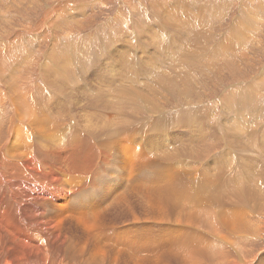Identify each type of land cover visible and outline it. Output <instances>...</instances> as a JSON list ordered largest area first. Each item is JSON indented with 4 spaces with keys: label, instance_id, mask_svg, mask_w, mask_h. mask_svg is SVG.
Listing matches in <instances>:
<instances>
[{
    "label": "rangeland",
    "instance_id": "1",
    "mask_svg": "<svg viewBox=\"0 0 264 264\" xmlns=\"http://www.w3.org/2000/svg\"><path fill=\"white\" fill-rule=\"evenodd\" d=\"M162 19L165 21L162 22ZM4 45L11 50H7ZM0 53V60L2 58L8 62L5 66L0 65L3 66L0 67V88L5 92L10 87L7 85L11 84V89L16 92L13 97L16 104L21 105L27 100L23 98L27 93L31 102L38 101L40 107L49 112L52 120L48 127L58 130L62 135L67 129L73 128L69 130L70 133L66 131L68 133L63 135L60 146L64 138L75 137L74 132L77 131V135L80 133L83 136L71 138L94 145L97 153L100 150L97 162L103 160L93 164L91 176L81 183L84 192L80 190L82 192L79 196H82L79 198L72 195L71 203L79 206L86 200L87 205L80 207L97 204L99 201L102 204L103 201L107 202L104 205L110 202L116 205L128 199L132 208L136 198L143 200L144 208L136 212L133 207V212L128 211L129 222L126 225L130 227H126L124 220L118 225L126 228L128 233L132 231L128 246L144 252L134 254L111 244L106 246L127 256L151 258L156 252L151 250L162 249L164 245L138 247L134 241L140 237L155 238V235L159 238L167 235L162 239L165 240L177 232L176 235L181 239L167 241L165 247L186 244V238L192 243L202 241L206 249L212 248L213 252L223 253L231 261L239 260L241 254L248 264H264V0H0ZM106 58L114 61V69L120 68L117 70L120 73L114 69L111 71V67L105 65ZM127 60L135 62L136 73L138 70L141 73H134V64L128 67ZM109 73L113 76H109ZM66 75L71 76L66 78ZM135 90L142 96L137 95ZM18 91L23 92L21 99L17 96L20 93ZM28 93L34 97L28 96ZM120 101L124 105L118 103ZM130 102H134V105ZM9 104L8 99L3 103V137L7 135L8 138V123L12 113ZM138 104H142V107ZM121 106L125 110H119ZM24 115V111L18 110V118ZM61 118L67 121L62 122ZM55 119H58L56 122L59 126H55ZM127 121L136 124L133 126L130 123L132 127ZM191 123L196 128L200 123L203 124L205 130L202 137L198 133L199 129L196 130ZM38 124L40 126L41 123ZM43 127L47 133L50 132L47 125L42 124L41 130H36L39 136L42 134L40 137H43ZM115 127L122 129L121 132L126 131L107 140V130H115ZM241 131L245 132V138L241 136ZM123 149L134 161L130 165L126 163L128 155ZM164 162L168 164L165 166ZM251 162L253 172L247 169ZM125 169L129 172V181L125 177ZM236 175L244 177L246 182L228 186L229 180L235 179ZM205 182L214 184V194L219 196L217 207L224 210V213L228 210L224 216L225 221L221 222V228L218 229V233L222 234L210 228L213 212L206 217L197 211L191 221L186 213L184 215L189 220L180 217L177 211L174 216L173 209H169L161 213V216H169V221H162L158 213L161 209L159 205L160 202L167 204L162 194L193 200L201 195L202 184ZM111 185L115 190L109 196ZM252 187L262 195L253 194L256 200L250 201L254 204L249 202L245 206L249 214L246 220L249 228L241 225L234 232L231 231L233 235L228 229L225 233L222 226L227 225L229 217L236 210L240 212V207L244 208L246 191ZM123 194L125 198L128 197L125 199ZM61 205L58 202L54 208L63 213ZM254 205L261 208L259 213H252ZM115 211L110 214L121 212L116 214ZM137 216L139 219H136ZM173 217H179V221L182 219L179 230L178 224L173 223ZM199 246L201 244L157 252L189 251Z\"/></svg>",
    "mask_w": 264,
    "mask_h": 264
},
{
    "label": "bare ground",
    "instance_id": "2",
    "mask_svg": "<svg viewBox=\"0 0 264 264\" xmlns=\"http://www.w3.org/2000/svg\"><path fill=\"white\" fill-rule=\"evenodd\" d=\"M160 17H162V16H160ZM165 17H166V15H165ZM164 21L165 20H163L162 22H164ZM240 44H242V43H240ZM12 45L14 47V44H12ZM4 46H6V45H4ZM10 46L8 45V47H10ZM17 46H18V44H17ZM6 48H7V46H6ZM7 50H11V49L7 48ZM13 51H12V53H13ZM15 51L17 52V50H15ZM9 52H11V51H9ZM66 54H67V51H66ZM12 55L14 57V54H12ZM9 56H11V55H9ZM9 58H7V59H9ZM10 59H12V58H10ZM107 59L108 58H106V60ZM69 60H71V59H69ZM80 61L82 62V60H80ZM92 61H94V60H92ZM56 62H58V61H56ZM78 62H79V60H78ZM101 62L104 63V60H102ZM113 62L107 60L106 64L105 63L104 64L106 66H108V67H111V71H113L112 69H114V66H115L114 65L115 63H113ZM66 63H68V62H66ZM1 64L5 66V64H8V62H7L6 59L2 60V58H1L0 65ZM54 64H55V61H54ZM81 64L82 63H80L79 66H81ZM84 64H85V66H87V63H84ZM127 64H128V67H129V65L134 64L133 67H132V70H133L134 73H136V71H135L136 63L135 62H129L127 60ZM122 66L123 65H121V67ZM0 67L3 68V66H0ZM27 68H28V66H27ZM41 68H40V72H41ZM85 68H87V67H85ZM46 69H47V67H46ZM118 69H120V68H118ZM107 70H109V69H107ZM117 70H115V71H117ZM115 71H114V73H115ZM72 72H73V70H72ZM117 72L120 73V71H117ZM128 72L129 71H127V73ZM138 72H140V71L138 70ZM138 72L136 74H138ZM110 74L111 73H109V76H110ZM130 74L131 73H129V75ZM111 75L113 76V74H111ZM159 75H160V73H159ZM177 75H178V72H177ZM68 76H71V75H66V78ZM114 76H115V74H114ZM137 76H140V74L137 75ZM161 76H163V75H161ZM1 77H6V75L5 76H1ZM12 77H13V75H12ZM104 78H106V77H104ZM109 79H110V77H109ZM103 81H104V79H103ZM1 82H2V80L0 81V83ZM104 82H106V81H104ZM14 83H15V81H14ZM166 83H167V81H166ZM7 86H10V87H9V90L7 89V91H5V92L0 88V97H1V99H0V264H248V262H246V260H244L242 258L241 254L240 255L237 254V255H239V260H236V259L233 258L234 261H231V260H229L230 257L229 258L227 257V259H226V255L223 254V253L220 254V253L213 252L212 248L210 250L208 248L206 249L205 246L202 245V241L192 243L191 241H187V239L184 238L186 244H183L181 246H175V247H173V246L172 247H165L167 241L169 242V241H173L174 239H177V240L181 239L179 236L176 235L177 232H176V234L174 233L177 237L176 236L173 237L174 234L172 233V235H170L169 238L165 239V240H162V239L167 237V235H163V236H161L159 238L156 237L155 235L153 236L155 238H152V237H150V238H142V237L137 238L134 241V245L138 246V247H150V246L159 247L161 244L164 245V248H162V249H157V250L153 249V250H151L153 252L156 251V252L153 253V256L151 258H143L141 256H127L125 253H123L121 251H118L116 249L110 248L109 246H106L107 244H111V245H113L115 247H119V248H123V249L129 250L132 253L134 252V254L135 253L144 252L141 249H137V248H133L131 246H128V241H129V239H130V237L132 235V233H131L132 231L129 230L130 232L128 233L126 228H124L123 226L118 225L123 220L125 221V223H124L125 225H126V222H129L128 221V218H129L128 211L131 212L133 210V207L136 210V212H138L137 211L138 209L144 208L145 206L143 207V200L141 201L140 199H137V198H136V200H134L135 199L134 198L133 200L136 201L135 202L136 204L132 208L130 207L131 203H130V201L128 199L127 200H123V202H125V203H123L121 201V202H119L116 205L113 204L114 202H112V204L110 202L109 204H105L104 205L105 201H103V204L101 203L102 201H99L97 204H93V205H90V206H87V207H80L81 205H87L86 200L83 203H81V204L77 203V204H79V206L75 205L76 203H74V204L71 203L70 199L72 198V195L79 196L82 191L84 192V190H82L81 183L87 181L86 180L87 177L91 176L90 173L93 170L92 169L94 167L93 164L100 163L103 160V159L102 160L99 159V162H97L98 161V153L100 155V150L97 153L96 150H95V146L94 145H88L85 142H78L77 140H79V139H73V138L76 137L77 131L74 132V133H76L75 137L71 136L73 138H71V137L64 138V141H63L62 145L60 146V144H61V142L63 140V137H64L63 135L65 133H68L66 131H69L70 129L69 130L67 128H66L67 130L66 129H62V130H66L65 133L62 135L58 130H55V129L53 130L52 127L51 128L48 127L49 125H51L50 121L52 120L50 118V116L48 115L49 112L47 110L43 109L42 107H40V105L37 103L38 101L37 102L36 101L35 102L34 101L31 102L30 101V97H27V93L24 94V96H23L22 95L23 92H20L21 89H20V91H18L20 93H18L17 96H19V98L21 99V95H22L23 98H26L27 100H25L24 102L20 100L21 102H23V103H21V105H18L19 103L16 104L17 101L13 98L14 96H16V95H14L15 90L13 91L11 89L13 87V86L11 87V84H9ZM185 90H186V88H185ZM22 91H24V90L22 89ZM135 91H136L135 93H137V90H135ZM119 92H120V90H119ZM119 92L118 93L116 92V93L119 94ZM124 93H125V89H124ZM15 94H16V92H15ZM132 94H134V92H132ZM138 94L139 93H137V95ZM48 95H50V94H48ZM28 96H33V95L29 94ZM133 96L135 97V95H133ZM140 96H142V95H140ZM134 97H132V98H134ZM47 98H48V96H47ZM115 98H118V97H115ZM7 99H8V101H10L9 105L12 107L11 108V112L12 113H11V116L9 118L8 130H7L8 134H9V138H8L7 135H6V137H3V135L5 134V132L3 130L5 107L3 106V103ZM49 100L51 101V99H49ZM118 100H120V99H118ZM114 101H113V103H115V102L117 103V101H115V102ZM139 101H138V103H140ZM251 102H252V100H251ZM118 103H121V101L118 102ZM124 103H125V101H124ZM133 103H131V104H133ZM136 104H137V102L135 103V105ZM122 105H124V104H122ZM138 105H140V104H138ZM71 106H69V107H71ZM93 106H92V108H93ZM140 106L142 107V104ZM245 106H248V108H251L250 105H245ZM39 107H40L41 111L38 114V108ZM116 107H118V106H116ZM124 107L125 106H123V108ZM127 107L129 108L128 105H127ZM131 107H132V105H131ZM137 107H139V106H137ZM143 107H145V106H143ZM117 109H116V111H118ZM137 109L138 108H136L135 110H137ZM13 110L15 112H13ZM18 110H22V112L24 111L25 115L22 116L21 118L20 117L18 118V116H17ZM119 110H125V109H122V106H121V109L119 108ZM133 110H134V107H133ZM187 111H188V114H189V112H190L189 109ZM69 112H70V110H69ZM110 112H111V110H110ZM119 112H121V111H119ZM132 114H133V112H132ZM59 115L60 114H58V116ZM135 115H136V113H135ZM135 115H134V117L137 116V115L136 116ZM60 116H62V115H60ZM57 120L55 119L53 121L56 122ZM64 120H66V119H64ZM61 121H62V118H61ZM98 121H99V119H98ZM124 121H126V120H124ZM111 122H113V121H111ZM38 123H41L40 126H39ZM127 123H129V122L127 121ZM130 123H133V126H134V124H136L134 121H132ZM130 123H129V125H131ZM140 123H142V122L140 121ZM143 123H146V122H143ZM194 123H195V121H194ZM42 124H46L47 128L50 130V132L47 133V130L45 129V127H43V130H42L43 131V137H40V136H42V134H40V136H39L38 135L39 132H37L36 130L40 129ZM58 124L59 123L56 122L55 126H59ZM113 124H115V122ZM120 124L122 125L123 123H120ZM185 124H187V123H185ZM191 124H193V123H191ZM193 125L196 128V125L195 124H193ZM193 125H191V126H193ZM199 125L200 126L198 128H196V130L199 129L198 133H199V135L201 134V137H202V132H204V130H205L204 128L205 127L201 123ZM165 126H166V124H165ZM122 127L124 128V126H122ZM135 127L137 128V126H135ZM76 128H78V127H76ZM116 128L117 127H115V130H113L112 128H110V130L109 129L107 130V133L105 134V135H108L107 140L109 138L110 139L116 138L114 136H116L117 134H121V133L126 131V129H125L124 131L121 132L122 129L119 130V128H117V129ZM188 128H190V127H188ZM56 129H60V128L57 127ZM71 129L73 130V128H71ZM135 129H133V130H135ZM238 129L240 131V128H238ZM72 130H70V131H72ZM70 131H69V133H70ZM83 131L84 130H82V132ZM128 132H129V130H128ZM74 133L71 132L72 135ZM129 134H130V132L128 133V135ZM78 135L83 136L80 133ZM244 135H245V132H242L241 136L245 138L246 136H244ZM84 137H86V136H84ZM117 137H119V136H117ZM131 137H133V136H131ZM86 138H88V137H86ZM121 138L122 137H120V139ZM100 139H97V140L100 141ZM122 139H124V138H122ZM125 139L128 140L129 138L128 139L125 138ZM81 140H82V138H81ZM92 141H93V139H92ZM127 142H124V143L127 144ZM129 142H131V141H129ZM38 143H41V144L38 145ZM112 143H113V141H112ZM91 144H92V142H91ZM93 144H95V143H93ZM106 144H108V143H106ZM121 145H122V143H121ZM106 146H108V145H106ZM113 146H115V145L112 144V147ZM104 147H105V145H104ZM104 147H102V148H104ZM117 148H120V147H117ZM115 149H116V146H115ZM124 149H123V151H124ZM103 151H105V150H103ZM130 151H131V149H130ZM120 152L122 153V151H120ZM126 154L128 155L127 151H126ZM137 154H138V152H137ZM120 155H122V154H120ZM261 157H262V155H261ZM100 158H101V156H100ZM118 159L120 160V158H118ZM126 159H127L126 163L128 165H130L132 162H134L130 158L129 155H128V158L126 157ZM119 160H117V161H119ZM120 161H122V160H120ZM137 161H139V159ZM154 161L155 160H153V162ZM104 162H105V160H104ZM141 162L143 164V161H141ZM158 163H160V162H158ZM164 165H165V162H164ZM227 165H228V163H227ZM252 165H253V163L251 162L250 165L247 166V169H249L251 172H253V169H254L252 167ZM96 166H95V170H96ZM132 167H133V165H132ZM163 168H165V167H163ZM163 168H160V169H163ZM125 171H126L125 174H127V175H125V174L124 175L127 178V181H129L130 180V178L128 180L129 172L126 169H125ZM131 171H132V169H131ZM169 174H171V173H169ZM160 176H165V175H160ZM242 181L246 182V179L244 180V177H241V176L238 177L236 175L235 179L229 180V185L228 186L238 185ZM209 182L213 183L212 181H209ZM88 186H87V188H88ZM111 189H110L111 192L109 190V192H110L109 196L111 195V193L113 194L114 190H115L114 187L112 188V185H111ZM251 189H253L254 191L251 190ZM251 189L246 191V194H245L246 195L245 196L246 197V199H245L246 202L244 203V208L240 207V210H239L240 212H237V210H236V213L232 214L229 217L230 220H228L227 225L222 226L223 229L225 230V233H226V230L228 229V232H230L233 235L232 232H234L235 229L237 227L239 228V226H241V225H243L245 228H249L248 227V223L246 221L247 217L249 216V214L246 211L247 208H245V206H246V204H249V202H251L250 199H252L254 201L256 200L255 196H253V194H256V193L259 194V195L261 194L260 192L256 191L253 187ZM80 190H82V191L80 192ZM132 190H133V188H132ZM228 191H230V190L228 189ZM242 192H243V190H242ZM119 193H120V191H119ZM127 194H130V193L127 192ZM250 194H251V196H250ZM162 195L165 197L164 199L167 201V204L163 205L160 202L159 207H161V209L158 210L159 211L158 213L160 214L159 216H161V213H166L167 210L173 209L174 216L176 215L175 212L177 211V213H178V215L180 217H183L185 220H189V218L187 217L189 215L190 216V220L192 221V218H194V214L197 211H199L198 213L202 214L203 216H206L207 214L213 212V216H212L213 217V221H211L210 228L214 232H217V233H218V229L221 228V222L225 221L224 216H225V214L227 213L228 210L224 213V210L220 209L219 206L217 207V200H218L219 196L214 194V184H208L206 182H205V184H202V193H201V195L198 198L193 199V200L182 199V198H179V197H176V196H172V195H164V194H162ZM207 195H209V196H207ZM263 195H264V193H263ZM81 196H79V198ZM125 196L126 195H124V198H125ZM53 197H55V198H53ZM156 197L158 198V196H156ZM150 198H152V197H150ZM100 200H102V199H100ZM219 200L221 201L222 199L219 198ZM58 202L62 203L61 208L64 209L63 213L60 212L57 208H54L56 203H58ZM105 203H107V202H105ZM221 203H223V202H221ZM252 204H254V203H252ZM168 205H170V206L168 207ZM213 206H215L216 208H214ZM114 207H115L114 210H116L115 213L117 214L118 212L121 211L120 214H117V215H114V214L111 215L110 214L112 211H114V210H112L110 212V210L112 208H114ZM215 209L218 210V211H216ZM260 210H261V208H259L257 205H254V209L251 208L252 213L253 212L259 213ZM150 212L152 213V211H150ZM184 213H186L187 216L184 215ZM161 217H162V221H164V223L166 221H169V216H165L164 214H162ZM134 218H135V216H134ZM136 219H139V217L137 216ZM154 219H155V217H154ZM154 219H152V220H154ZM173 219H175V221L173 223H177L178 224L177 226H178V230H179L180 229L179 225H181V220L182 219L180 221H179V217L178 218L173 217ZM208 219L212 220L210 217ZM193 221H194V219H193ZM127 225H126V227H127ZM128 227H130V226L128 225ZM107 231H108V234H107ZM200 233H202V232H200ZM220 233H218V234H220ZM180 236H181V234H180ZM200 240H201V238H200ZM211 243H212V241H211ZM198 244H201V246L196 247V248H194L192 250H189V251L171 250L168 253H164V254L163 253L158 254V252H157V251H165L167 249H179V248L186 247V246L190 247L191 245H198ZM208 246H209V244H208ZM212 247L214 248V246H212ZM233 252H235V251H233ZM249 263H251V262H249Z\"/></svg>",
    "mask_w": 264,
    "mask_h": 264
}]
</instances>
